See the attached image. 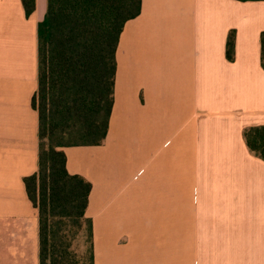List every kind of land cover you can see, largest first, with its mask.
I'll return each mask as SVG.
<instances>
[{
  "label": "crops",
  "instance_id": "crops-1",
  "mask_svg": "<svg viewBox=\"0 0 264 264\" xmlns=\"http://www.w3.org/2000/svg\"><path fill=\"white\" fill-rule=\"evenodd\" d=\"M0 0V264H40L38 23ZM235 30V59L226 56ZM264 0H142L116 51L105 139L65 146L92 183L95 264H264Z\"/></svg>",
  "mask_w": 264,
  "mask_h": 264
},
{
  "label": "trees",
  "instance_id": "trees-1",
  "mask_svg": "<svg viewBox=\"0 0 264 264\" xmlns=\"http://www.w3.org/2000/svg\"><path fill=\"white\" fill-rule=\"evenodd\" d=\"M22 2L31 15L36 0ZM141 3L48 0L38 23L39 86L33 107L39 114V169L24 180L39 213L40 264H95L93 221L86 216L92 183L68 171L62 148L97 145L105 139L117 46L125 23L140 13ZM235 36V30L230 31L229 60L235 59ZM261 61L264 67V30ZM243 135L250 151L264 160V124L246 127ZM81 234L84 252L75 244Z\"/></svg>",
  "mask_w": 264,
  "mask_h": 264
},
{
  "label": "rangeland",
  "instance_id": "rangeland-1",
  "mask_svg": "<svg viewBox=\"0 0 264 264\" xmlns=\"http://www.w3.org/2000/svg\"><path fill=\"white\" fill-rule=\"evenodd\" d=\"M39 101V99L37 100V102ZM84 237L85 236H82V234L80 235L79 239H77L75 241V244L77 246V249L80 251V252H84L85 249H86V245H84Z\"/></svg>",
  "mask_w": 264,
  "mask_h": 264
}]
</instances>
